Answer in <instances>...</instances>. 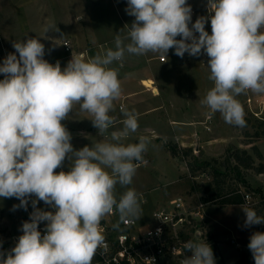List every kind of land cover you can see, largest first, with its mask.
<instances>
[{
    "label": "clouds",
    "instance_id": "clouds-1",
    "mask_svg": "<svg viewBox=\"0 0 264 264\" xmlns=\"http://www.w3.org/2000/svg\"><path fill=\"white\" fill-rule=\"evenodd\" d=\"M208 6L214 14L193 23L187 0H127L125 11L134 17L127 37L117 35L115 47L103 54L72 55L63 68L44 58L39 38L13 42L15 52L0 64V198H17L20 204L13 209L25 211L30 197L35 199L15 246L0 250V264H92L105 246L103 218L114 212L121 220L139 216L140 194L127 186L143 161L148 138L125 143L139 124L138 114L123 106L122 127L109 132L116 124L110 113L122 93L119 68L113 65L122 66L126 53L167 55L174 49L181 58L206 53L214 86L201 105L230 125L246 126L237 97L264 93V0H209ZM209 20L211 34L205 28ZM76 106L92 116L98 134H108L107 139L73 147L62 121ZM66 159L68 171L57 172ZM117 185L127 188L119 198ZM39 201L54 211L38 208ZM242 210L245 227L264 224L254 209ZM41 222H46L43 233ZM184 248L191 255L181 264H215L207 242L190 240ZM248 248L255 264H264V232H254Z\"/></svg>",
    "mask_w": 264,
    "mask_h": 264
},
{
    "label": "rangeland",
    "instance_id": "rangeland-1",
    "mask_svg": "<svg viewBox=\"0 0 264 264\" xmlns=\"http://www.w3.org/2000/svg\"><path fill=\"white\" fill-rule=\"evenodd\" d=\"M187 2L192 7L193 23L200 16H208L209 0H187ZM126 7L127 0H0V64L9 53L15 52L13 42L27 38H39L45 45L44 58L52 64L59 61L61 68L65 67L72 58L63 47L65 39L70 40L74 53L88 50L90 57L98 53L103 54L107 49L115 47L114 41L117 35L122 39L128 35L134 17L126 13ZM205 28L211 34L209 21ZM125 43H128V40H125ZM159 56L162 54L149 52L137 56L126 53L122 66L119 63L113 65L119 68L122 93L114 101L115 111L110 115L115 118L116 124L109 132L122 127L124 116L121 106H123L138 114L139 124L137 132L133 134L134 137L131 135L125 143H136L140 136L147 137L149 141L147 151L143 154V159L148 161L140 162L141 165L138 166L132 183L127 186L140 194L141 212L135 218L147 222L152 221V211L156 208L158 200L165 198L164 200L167 201L178 196L196 200L201 195L192 191V180L195 179L199 184H204L208 180L205 173L197 172L189 176L184 159L180 156L172 159L164 143L174 141L179 143V146L190 147L192 142L194 154L207 160L219 158L230 146L252 152L253 143L259 144L264 153V134L253 138L244 132V129H248L250 133L255 131L251 126L255 120L264 122L250 113L246 99L252 97L254 108L259 109V101L264 102V93L248 91L238 96L237 99L244 107L245 117H250L253 122L248 127L246 125L242 128L230 125L224 121L220 113H211L200 103L207 91L214 86V83L208 79L210 70L207 67L206 53L197 57L185 53L181 58L175 55L174 49H170L165 55L166 61H160ZM209 114L212 120L207 124L210 125L211 130L205 128V120ZM91 119L89 113L79 111V106H76L68 119L62 121L71 133V143L77 150L108 138V134L104 136L98 134ZM150 125L153 128L147 129ZM184 128L195 130L200 138L195 136V140L193 136L185 133ZM174 130L177 132L174 133ZM260 130L264 131V123ZM259 161L257 159V162ZM69 163L66 159L63 168L56 171H68ZM245 175L256 191L252 192L244 188L242 190L252 196L254 205L231 204L220 209V206L209 203L208 223L216 216V209L220 211V218L239 228L244 226L246 219L243 207L252 208L258 215L264 216V174L248 169L245 170ZM233 176L231 174V177ZM127 188L117 185V198ZM32 199L35 197H31ZM19 204L20 201L15 197L0 198V241H2L0 250L7 251L15 246L13 236L18 233L19 225L33 211L31 201L27 211L19 207L13 209V205ZM37 207L45 211H54L43 201H39ZM119 220V214L115 213L112 217L105 216L101 223L106 221L118 223ZM216 226L220 229L219 225ZM243 228L247 229L244 233L246 240L232 234L225 236L218 234L219 241L214 234L211 237L210 227L208 228L207 243L209 245L216 243L220 250L221 264L233 263L242 251L252 256L248 248L250 236L253 234L252 226ZM259 228L260 232H264V224H259ZM256 231L257 227L254 225V232ZM232 239L235 242H232ZM196 242L202 243V241ZM237 242L240 245H237Z\"/></svg>",
    "mask_w": 264,
    "mask_h": 264
},
{
    "label": "built area",
    "instance_id": "built-area-1",
    "mask_svg": "<svg viewBox=\"0 0 264 264\" xmlns=\"http://www.w3.org/2000/svg\"><path fill=\"white\" fill-rule=\"evenodd\" d=\"M208 5L209 16L214 13H210L211 6ZM63 47L71 57L79 55L86 59L90 58L88 50L74 53L73 46L68 39L63 41ZM159 59L166 61L167 57L162 55L159 56ZM3 78V74H0V79ZM246 101L250 113L264 121V115H262L264 105H261L264 102L259 101V109H255L252 97H248ZM211 120L212 116L207 115L205 120L207 130H211L210 125L207 124ZM147 161L143 159L142 162L147 163ZM243 194L244 204L254 205L252 196L244 191ZM29 201H31V197ZM208 207L209 203L199 197L194 200L178 196L160 202L152 212V221L150 222H141L135 217L120 219L118 223L102 222L101 230L105 236V246L98 249L94 257L105 264H181L185 255H191L184 248L187 241H202V243L208 241ZM114 214L115 212L109 216L112 217ZM29 217L30 213L24 221L29 220ZM22 223L19 225L18 233L13 236L15 243L22 235L20 230ZM45 224L46 222H41L39 225V230L42 233ZM232 242L235 240L232 239ZM236 244L240 245L239 242Z\"/></svg>",
    "mask_w": 264,
    "mask_h": 264
},
{
    "label": "trees",
    "instance_id": "trees-1",
    "mask_svg": "<svg viewBox=\"0 0 264 264\" xmlns=\"http://www.w3.org/2000/svg\"><path fill=\"white\" fill-rule=\"evenodd\" d=\"M246 118V117H245ZM247 127L252 123V119L246 118ZM258 122V123H257ZM251 124L255 131L250 133L248 129H244L246 135L253 138L260 137L264 131L260 130L262 124L259 120ZM253 143V141H252ZM166 149L174 157H182L188 169V175H195L197 172L205 173L208 180L204 184H199L195 179L192 180V191L200 193V199L217 205L220 207L231 204H244V194L242 188L255 192L250 183L247 181L245 170L254 169L258 174H264V157L258 145L252 144V152L244 148L230 146L226 149V153L219 158L212 160L201 159L194 154L193 147H182L179 143L169 141L164 143ZM257 159L260 161L257 162ZM231 174L234 176L231 177ZM212 237V235H211ZM212 247L215 264H221L220 250L216 243L210 245ZM99 262L97 257L93 258L92 264ZM253 257L246 251L240 253L239 258L231 264H253Z\"/></svg>",
    "mask_w": 264,
    "mask_h": 264
},
{
    "label": "crops",
    "instance_id": "crops-1",
    "mask_svg": "<svg viewBox=\"0 0 264 264\" xmlns=\"http://www.w3.org/2000/svg\"><path fill=\"white\" fill-rule=\"evenodd\" d=\"M150 128H153L151 125L150 126H147V129H150ZM184 131H185V133L187 132V134L188 135H190V136H193L194 138H195V140H196V137L195 136H199V134H197V132L195 131V130H192L191 129V131L190 130H188V129H185L184 128ZM175 132H177L176 130H174V133ZM134 134V133H133ZM133 134H131V135H133ZM195 134H197V135H195ZM175 136L176 137H178L176 134H175ZM132 137H134V135L132 136ZM179 138V137H178ZM198 138H200V136L198 137ZM133 140V139H132ZM212 141V140H211ZM260 141H258V143H259ZM192 143V142H191ZM191 143H190V145L189 146H191ZM258 145V147H259V149L261 150V148H260V146H259V144H257ZM169 152V151H168ZM261 152H262V150H261ZM262 154H263V156H264V153L262 152ZM171 155V154H170ZM172 156V155H171ZM172 159H174L175 157L174 156H172L171 157ZM185 166H186V163H185ZM185 169L186 170H188L187 169V166L185 167ZM187 173H188V171H187ZM165 198H163V199H161V200H158L157 202H156V204H157V206H158V204L160 203V202H162V200H164ZM144 202V201H143ZM232 205H235V204H232ZM236 205H241L242 206V204H236ZM156 206V207H157ZM228 206V205H227ZM224 207H226V206H224ZM224 207H219L220 209H222V208H224ZM154 211V210H153ZM152 211V212H153ZM216 213H215V215L216 216H214L212 219H211V221H210V223H208V226H207V230H208V228L210 227V231H209V233L212 235V234H214V236H215V238L219 241V239H218V234L219 235H221V236H225V235H228V234H232V235H235L236 237H243L245 240L247 239V238H245V236H244V233L247 231V229H245V228H243V227H245V226H243V227H233L232 225H230L229 223H227V221L224 219V218H220V211L218 210V209H216V211H215ZM138 219V218H137ZM139 220V219H138ZM141 222H145L146 220H140ZM216 224L217 225H219L220 226V229H217V226H216ZM255 227H257V231H259L260 232V228H259V224L258 225H255ZM252 231H253V233H254V225H252ZM256 231V232H257ZM98 263V262H97ZM102 263V262H101ZM96 264V263H95Z\"/></svg>",
    "mask_w": 264,
    "mask_h": 264
}]
</instances>
